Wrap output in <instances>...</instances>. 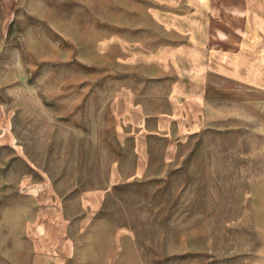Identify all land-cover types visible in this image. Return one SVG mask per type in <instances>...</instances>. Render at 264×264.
<instances>
[{"label":"rangeland","instance_id":"rangeland-1","mask_svg":"<svg viewBox=\"0 0 264 264\" xmlns=\"http://www.w3.org/2000/svg\"><path fill=\"white\" fill-rule=\"evenodd\" d=\"M156 3L0 0V264H34L47 204L71 221L65 264H264L263 86H213L205 126L168 163L158 136L134 175L111 103L145 75L116 38H164Z\"/></svg>","mask_w":264,"mask_h":264},{"label":"crops","instance_id":"crops-1","mask_svg":"<svg viewBox=\"0 0 264 264\" xmlns=\"http://www.w3.org/2000/svg\"><path fill=\"white\" fill-rule=\"evenodd\" d=\"M156 1L152 16L164 38L153 45L116 38L117 48L127 52L126 65H141L146 76L141 98L124 87L111 103L119 133L134 141L136 176L153 172L158 136L168 163L179 143L205 126L213 86L264 87V0ZM87 196L90 219L97 195ZM42 209L34 264H65L76 251L71 221L56 204Z\"/></svg>","mask_w":264,"mask_h":264}]
</instances>
